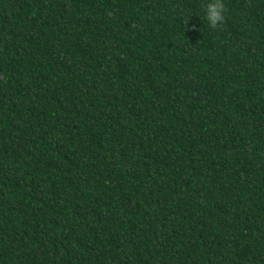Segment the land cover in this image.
<instances>
[{
  "label": "trees",
  "instance_id": "trees-1",
  "mask_svg": "<svg viewBox=\"0 0 264 264\" xmlns=\"http://www.w3.org/2000/svg\"><path fill=\"white\" fill-rule=\"evenodd\" d=\"M203 2L0 0V264H264V0Z\"/></svg>",
  "mask_w": 264,
  "mask_h": 264
},
{
  "label": "clouds",
  "instance_id": "clouds-1",
  "mask_svg": "<svg viewBox=\"0 0 264 264\" xmlns=\"http://www.w3.org/2000/svg\"><path fill=\"white\" fill-rule=\"evenodd\" d=\"M202 10L208 28L219 30L223 27L227 11L223 0H204Z\"/></svg>",
  "mask_w": 264,
  "mask_h": 264
}]
</instances>
